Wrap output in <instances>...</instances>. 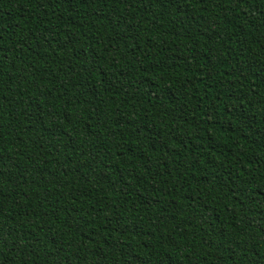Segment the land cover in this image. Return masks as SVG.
<instances>
[{
	"label": "trees",
	"instance_id": "obj_1",
	"mask_svg": "<svg viewBox=\"0 0 264 264\" xmlns=\"http://www.w3.org/2000/svg\"><path fill=\"white\" fill-rule=\"evenodd\" d=\"M0 264H264V0H0Z\"/></svg>",
	"mask_w": 264,
	"mask_h": 264
}]
</instances>
